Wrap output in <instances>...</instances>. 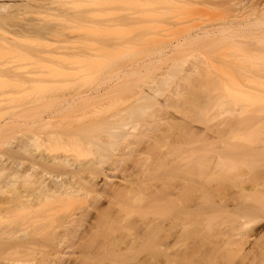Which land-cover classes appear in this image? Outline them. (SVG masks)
I'll return each instance as SVG.
<instances>
[{"label":"bare ground","instance_id":"1","mask_svg":"<svg viewBox=\"0 0 264 264\" xmlns=\"http://www.w3.org/2000/svg\"><path fill=\"white\" fill-rule=\"evenodd\" d=\"M157 1L0 0V80L35 99L16 108L14 153L0 156V224L29 216L0 226V259L264 264V0ZM123 6L139 30L125 46L74 33L110 31ZM32 43L45 49L21 47ZM114 45L144 46L140 70L170 63L108 113L100 103L131 85L103 62ZM28 56L32 70L17 64Z\"/></svg>","mask_w":264,"mask_h":264},{"label":"rangeland","instance_id":"2","mask_svg":"<svg viewBox=\"0 0 264 264\" xmlns=\"http://www.w3.org/2000/svg\"><path fill=\"white\" fill-rule=\"evenodd\" d=\"M157 1V0H154ZM160 1V0H158ZM157 1V2H158ZM124 7V6H123ZM126 7L120 8L119 10L116 9V11L113 14L114 23L118 25L115 27H112L110 31H103V30H75V34H83V35H89L93 38V40H100L102 42H108L109 44H118L122 43L124 46L132 35L135 33L138 34V31H132L130 28L126 25V19L125 16L127 14ZM215 19L219 20L221 17H224L223 13H214ZM219 16V17H218ZM214 18V17H213ZM205 19V18H204ZM207 19V18H206ZM209 19V18H208ZM120 24V25H119ZM66 33H71L73 31H65ZM77 32V33H76ZM142 34V33H141ZM141 36V35H140ZM140 42V39H139ZM127 44V43H126ZM144 45V44H143ZM21 47L25 50H27L30 53L37 54L38 52L45 49V45L43 43H32V44H23ZM144 46H140V48L135 49L133 51H129L127 48H118L117 46L113 47L111 52L107 53V57L104 59V64H108V66H113L114 69H117L119 72L118 75L123 77L124 80H130L131 85L125 86L121 88V97L120 98H114L105 100L100 103L103 104L102 107L107 106L106 110L108 113H113L116 111H119L121 109H125L128 107L129 103L131 101H134L136 99V92L140 90H144L145 94L152 92V89L155 86V83L158 82L160 78V73L163 71V69L167 66V64L170 63L166 60L163 62L156 64L157 61L153 60L152 66H155V70L151 69L150 71L154 70V74H152L147 68L144 69L139 66H142L144 64H147V61L149 62L150 59L145 57V54L143 52ZM133 52H138L139 55H135ZM104 57L106 54H103ZM11 55L4 56L6 58H9ZM17 61V60H16ZM19 61V62H18ZM17 61V64L20 66H23L25 70H32V61H30L29 56L24 58H19ZM146 61V63L144 62ZM102 62V63H103ZM144 63V64H143ZM155 64V65H154ZM146 66V65H145ZM147 66H149L147 64ZM150 67V66H149ZM139 68V69H138ZM153 68V67H152ZM138 69V70H137ZM133 70H136L135 72ZM149 71L151 75H148L149 73H145ZM133 71V72H132ZM94 76L88 77L86 81H84L82 84L85 86H94L98 79H93ZM147 78L149 79L147 81ZM145 80L147 82H145ZM129 82V81H128ZM77 88L76 85L70 84L64 88L67 92H69L72 89ZM50 92H47L44 97L49 96ZM34 92L30 90H24L20 87L16 86L14 83L9 81H3L0 80V127L2 125H6V132H2L0 134V156L1 155H13L14 149L12 148V144L15 145L17 143V136L19 135L18 129L16 125L14 124L15 117V111L16 108L19 106H25L29 105L30 102L34 101ZM33 97V98H32ZM164 96L160 97V101L164 100ZM120 99V100H119ZM42 104L44 106L49 105L48 101H43ZM236 114L239 113V108H235ZM229 117V114H223L220 118L221 119H227ZM216 122V120H215ZM38 128L35 129H29L28 127L24 128V132L26 135H31L34 132H37ZM207 134H213L211 131H207ZM1 181V179H0ZM76 205H63L61 208V211L59 212V215L70 212L73 209H75ZM29 218L26 214H20V215H13L11 218L7 219L4 224H0V226H4L5 224L10 225H17L19 220H27ZM8 224V225H9ZM44 251L48 252V249H43ZM38 257V256H37ZM81 257V253L79 250H71L68 251V253L64 256L65 264H79L78 260ZM0 264H26V263H16L15 262V256L13 255H5L0 259ZM31 264V263H28Z\"/></svg>","mask_w":264,"mask_h":264}]
</instances>
